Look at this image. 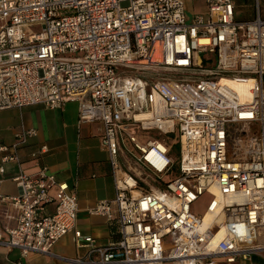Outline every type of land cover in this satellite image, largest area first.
<instances>
[{
    "label": "built area",
    "instance_id": "2783aa9c",
    "mask_svg": "<svg viewBox=\"0 0 264 264\" xmlns=\"http://www.w3.org/2000/svg\"><path fill=\"white\" fill-rule=\"evenodd\" d=\"M205 3L189 16L182 0H0V109L73 101L80 122L100 125L114 196L88 212L119 235L98 244L77 228L76 195L42 166L13 177L17 223L0 230V248L69 264L264 256V18L259 0L247 21L233 0ZM36 134L0 147V172ZM68 233L84 255L54 252Z\"/></svg>",
    "mask_w": 264,
    "mask_h": 264
},
{
    "label": "crops",
    "instance_id": "0c3cea01",
    "mask_svg": "<svg viewBox=\"0 0 264 264\" xmlns=\"http://www.w3.org/2000/svg\"><path fill=\"white\" fill-rule=\"evenodd\" d=\"M182 1L189 16L207 10L205 0ZM233 3L236 20L247 21L256 16L254 0H233ZM259 4L260 16L264 18V0H259ZM30 128L35 129L37 134L19 148L20 161L4 163V171L0 172V230L17 223L18 210L10 201L12 196L19 193L13 177L20 171L35 174L46 166L57 182L64 184L77 197V228L90 234L98 244L117 240L119 235L115 220L88 212L96 202L114 196L107 154L99 143L100 125L80 122L78 104L73 101L53 109L41 105L0 109V147L11 145L21 129ZM42 145H46L47 151L31 157L30 153L38 151ZM4 153L0 150V165ZM55 189L52 188L50 193L54 194ZM54 205V202L49 204L46 213H51ZM53 250L65 256H80L86 252V248L76 247L72 233L63 236ZM53 259L57 260L37 253L22 256L18 249L0 248V264H49ZM233 264H264V256L253 255L250 259Z\"/></svg>",
    "mask_w": 264,
    "mask_h": 264
},
{
    "label": "rangeland",
    "instance_id": "374dc122",
    "mask_svg": "<svg viewBox=\"0 0 264 264\" xmlns=\"http://www.w3.org/2000/svg\"><path fill=\"white\" fill-rule=\"evenodd\" d=\"M156 133H157L156 131L149 132L150 135H155ZM209 200H210V195L207 192L202 193L200 196H198L197 200L194 202L193 212L196 215H201L205 211ZM67 244L71 245L70 243ZM49 264H69V263L58 259L55 261L53 259V261H51V263Z\"/></svg>",
    "mask_w": 264,
    "mask_h": 264
}]
</instances>
